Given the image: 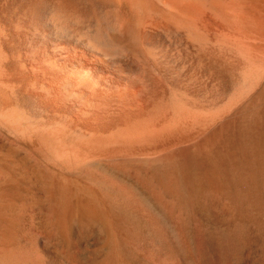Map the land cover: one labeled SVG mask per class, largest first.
I'll return each instance as SVG.
<instances>
[{
    "label": "bare ground",
    "instance_id": "bare-ground-1",
    "mask_svg": "<svg viewBox=\"0 0 264 264\" xmlns=\"http://www.w3.org/2000/svg\"><path fill=\"white\" fill-rule=\"evenodd\" d=\"M113 1L130 6V20L99 17L84 25L71 4L56 2L44 16L47 0H26L29 18L12 28L18 46L44 58L29 70L42 75L43 91L52 104L18 83L1 81L2 97L7 95L13 105L3 106L0 125L11 126L22 136H36L46 156L64 172L48 176V221L55 234L43 242L22 230L15 209V202L22 200L21 180L6 161L0 163V179L10 177L8 183H0V264H87L75 254L65 258L56 248L60 236L69 238L75 232L79 245L93 246L87 260L153 264L138 255L139 223L121 201L131 200L130 193L149 203L135 186L114 184L122 179L105 168V161L175 169L173 186L164 190L180 201L186 215L200 208L210 210L225 198L227 210L244 220L210 234V239L235 263L244 260L247 248L261 256L264 240L257 241L259 234L254 240L250 227L264 233V192L254 193L264 191V62L239 44L212 38L232 19L241 36L247 14L241 0ZM144 13L152 15L145 23ZM167 31L177 32L180 40H169ZM204 60L233 75L230 90L215 76L205 77ZM53 110L72 112L78 124L95 115L94 128L108 132L114 147L84 150L82 141L77 144L75 129L59 126ZM161 134L173 141L172 147L139 154L130 145L134 139L150 142ZM76 177L86 185L77 184ZM108 194L120 203L113 198L108 202ZM216 223L220 222L209 224L211 230ZM162 224L163 233L150 228L152 242L147 244L152 256L172 264H211L203 254L184 250L178 236L165 221Z\"/></svg>",
    "mask_w": 264,
    "mask_h": 264
},
{
    "label": "rangeland",
    "instance_id": "rangeland-1",
    "mask_svg": "<svg viewBox=\"0 0 264 264\" xmlns=\"http://www.w3.org/2000/svg\"><path fill=\"white\" fill-rule=\"evenodd\" d=\"M170 1L176 4V1L178 0ZM184 1L197 4L195 3L196 0ZM25 2L26 0H0V47L2 48V57L0 59V64L2 63L0 65V85L4 81H9V83H18L24 88H29L33 90L34 93L37 95L38 99L42 102L52 104L49 99V96L46 94L45 91H43V89H45L46 87V84L44 83V78L42 77V75H36L29 70L30 66H33L37 61H39L43 57L41 58V55H39L37 51L35 53V50H30L28 52L27 50H24L22 47L18 46L17 42L12 36V28L14 26L19 25V23L22 22V20H24L25 18H29L28 9L25 7L24 4ZM56 2H61L63 4H71L72 13L75 16L81 18L82 23L84 25H91L99 17L110 18L112 16H117L122 20H130V18L132 17V10L129 5L123 3L119 4L113 0H47L48 7H46L44 16L48 15V13L52 9L53 5L56 4ZM252 2L253 5L251 6ZM241 4L243 6L244 13H247L244 15L245 20L242 23L243 28L239 33L241 36H239L235 31V26L233 24L234 22L232 23V21L234 20L232 19L230 23L231 25L228 28H224L223 30L213 34L212 38L226 39L233 44H239L243 48L245 47L244 49L248 50L249 53H252V55L259 62H264V0H241ZM254 5L255 8L253 7ZM250 7H253L254 11L252 10V12L250 10L249 18L248 13ZM118 12L120 14H118ZM143 15L142 19L144 23L152 18V15L148 13H146L144 16ZM41 18L39 17V20L38 18L37 20L40 22ZM251 18L253 20H249ZM233 29L235 33H233L234 31H232ZM176 34L177 32L175 31H169L166 37L175 43L177 42V40L179 41L181 37L179 34ZM39 57L40 59L38 60ZM204 61V63L206 64L203 70L205 77H208L210 75L215 76L218 80H222L226 84L227 89L230 90L235 82L233 75L229 74V72L226 73V71H221L219 67L217 68V66H215V64L214 67L212 64L208 65L206 60ZM1 92L2 89L0 87V111L5 105H13V100L7 97V95L5 97H2L4 93L2 92L3 94H1ZM52 113L54 114V116L56 115L55 117L57 118V124L59 123V126L66 127L70 130L75 129V134L80 138V141H78L77 144L79 143L78 145L80 146V143L82 141L81 148H83L84 150L98 151L114 147V143H112L109 139V136L107 134L108 132L100 133L94 128V124L97 121L95 115L92 116L93 114H91L90 116L86 117L87 120L86 122H83L84 124H78L76 123L74 114L72 112L54 111ZM5 125L6 124L3 125V123L0 125V163H5L6 161L5 164H9V170L17 173V176L21 180L22 200L15 202V209L21 216L22 230L25 234L35 236L39 240L45 242L55 234L52 226L48 221V176L49 173H62L64 172V170H61L62 167L56 161L51 159V162V160L46 156L43 146L36 136H22L18 134L11 126ZM80 130L82 131V133ZM158 137L157 139L151 140L150 142L147 140L141 141V139H134L136 141L132 140L133 142L131 141L132 143L130 142V145H132V149L136 153L140 152L139 154H151L154 153L155 150H164L169 147H172L170 145L174 144L173 141L169 140L164 134H161L160 137ZM88 143L90 144L88 145ZM42 165L46 167L44 168ZM103 165L105 166V168L107 167L106 169L108 171L113 172L119 178L122 179L121 181L118 178L115 179L117 181L113 180L114 182H116L114 184L118 186H122L123 184H131L135 186L136 189L141 192V196L145 197L146 201L149 203V205H147L141 199H139V197H136L134 194L130 193H128V196L131 197V200L126 199V203L122 202L120 199L117 198L119 203L121 201V204L123 203L122 205H125L130 209L132 214L136 217L137 222L139 223L138 228L136 229L137 240L135 247L138 252V255L143 260V262L144 259L147 258L151 260L153 264H172L169 261L157 259L152 256L151 251L148 247V244L152 242V237L149 234L150 228L157 229V231L163 233L165 228L162 224V221H165L168 230L178 236L180 240L179 244L184 250L192 253L196 252V254H200V256L201 254H203L204 257L211 264H255L256 261H258L259 264H264V254H260L261 256H256L254 252L252 254V250L250 248H247L245 252L246 257L243 258V262L238 261L237 263H235V261H232L228 256H225L226 253L220 248L222 247L220 244L219 246L216 242L210 239V236L212 234L219 233L224 227H229L235 221L244 220L227 210L226 205H223L227 203V200L225 198H223V202H219L221 205L219 203L214 204V206H212L210 210L205 211L204 208L200 209L208 215H212L214 212L222 211L224 212V216H226V218L229 219L231 222L227 224L222 222L216 223L212 226V230L207 229L206 222L200 214L195 213L187 217L190 213H188L187 215L183 213L180 201L172 194L166 193V191L164 190L170 185L173 186L172 180L177 174V171L175 169H169V167L167 166H157L158 168L154 167V169L153 167L147 168V166L137 165L133 163H118L117 161H105ZM171 171L172 173H174L172 174ZM3 177L1 178L2 180L0 179V183H8L10 177L8 175H5ZM75 180L77 184L86 185V183L83 182V180L79 177H76ZM167 180L169 181L167 182ZM258 192L264 191L261 188L258 189V191H254V193ZM106 197L108 198V202L116 200V197H110V194H108ZM111 198L113 199L111 200ZM259 206L260 208L263 207L260 204ZM260 210L261 212L263 211L262 209ZM255 215L257 214L255 213ZM132 227L134 228L133 225L131 226V228ZM250 232L253 233L252 237L255 235L254 237L256 239L258 236H261L258 238L257 241L259 243L263 242L264 233H259L258 231H256V228L254 226L250 227ZM255 232L257 233L254 234ZM72 235L69 238H64L60 236L59 241L57 240L56 248L61 252V254L65 256V258L71 257L75 254V256L80 258L83 262H87V264H97L96 260L94 261L92 258H89V260H87L85 254V251L87 252V255L92 254V244L87 242L84 246H81L78 244V241L76 239L77 233H72ZM255 238L254 240H256ZM248 250H250L251 252Z\"/></svg>",
    "mask_w": 264,
    "mask_h": 264
},
{
    "label": "water",
    "instance_id": "water-1",
    "mask_svg": "<svg viewBox=\"0 0 264 264\" xmlns=\"http://www.w3.org/2000/svg\"><path fill=\"white\" fill-rule=\"evenodd\" d=\"M257 200H260L261 195H256ZM220 202V201H219ZM218 201H215V203H219ZM220 204V203H219ZM222 211H218V212H214L212 215H208L206 214L204 211H202L201 209H196L193 210L192 212H190V214H188L187 217L191 216L192 214H200L202 216V218L205 220L206 225H207V229H211L209 224H213L215 222H222V223H230L231 221L229 219L226 218V216H224V212ZM85 254L87 256V252L85 251Z\"/></svg>",
    "mask_w": 264,
    "mask_h": 264
}]
</instances>
